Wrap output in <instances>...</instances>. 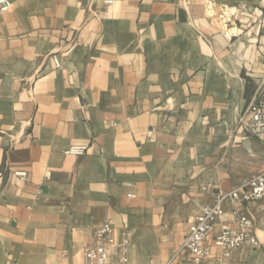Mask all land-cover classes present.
Returning a JSON list of instances; mask_svg holds the SVG:
<instances>
[{
	"label": "crops",
	"instance_id": "crops-1",
	"mask_svg": "<svg viewBox=\"0 0 264 264\" xmlns=\"http://www.w3.org/2000/svg\"><path fill=\"white\" fill-rule=\"evenodd\" d=\"M258 85L264 0H10L0 264H84L104 224L113 260L196 264L179 248L201 207L264 170V144L238 123ZM236 208L253 241L212 244L200 264H264V196ZM224 226L231 214L210 242Z\"/></svg>",
	"mask_w": 264,
	"mask_h": 264
},
{
	"label": "built area",
	"instance_id": "built-area-1",
	"mask_svg": "<svg viewBox=\"0 0 264 264\" xmlns=\"http://www.w3.org/2000/svg\"><path fill=\"white\" fill-rule=\"evenodd\" d=\"M10 6V0H0V10L5 11ZM56 61V59H55ZM239 128L264 144V85H258L254 95L238 117ZM85 144H72L67 152L74 155L86 153ZM264 196V170L242 180L228 191L218 192L210 205L201 207L189 227L179 251H186L188 259L193 263L204 262L211 250L212 244L219 247L224 254L241 245L253 241L254 220L245 211L236 206L249 205ZM233 208L228 211L225 204ZM228 214L233 216L234 226H224L218 233L211 236L215 222ZM116 246L112 228L104 224L96 229L95 241L84 246V264H155L153 262H128L121 248L118 259L113 260L110 249ZM163 264H170L166 262Z\"/></svg>",
	"mask_w": 264,
	"mask_h": 264
},
{
	"label": "rangeland",
	"instance_id": "rangeland-1",
	"mask_svg": "<svg viewBox=\"0 0 264 264\" xmlns=\"http://www.w3.org/2000/svg\"><path fill=\"white\" fill-rule=\"evenodd\" d=\"M54 57V56H53Z\"/></svg>",
	"mask_w": 264,
	"mask_h": 264
}]
</instances>
